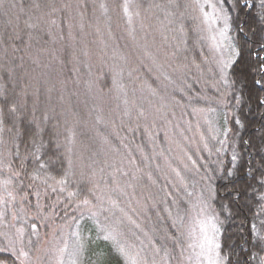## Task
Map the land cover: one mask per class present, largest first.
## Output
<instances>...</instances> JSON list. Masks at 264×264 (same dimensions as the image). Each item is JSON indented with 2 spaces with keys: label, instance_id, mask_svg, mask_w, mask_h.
Here are the masks:
<instances>
[{
  "label": "trees",
  "instance_id": "trees-1",
  "mask_svg": "<svg viewBox=\"0 0 264 264\" xmlns=\"http://www.w3.org/2000/svg\"><path fill=\"white\" fill-rule=\"evenodd\" d=\"M261 45L260 0H0V264L169 257L201 201L224 264H264Z\"/></svg>",
  "mask_w": 264,
  "mask_h": 264
},
{
  "label": "rangeland",
  "instance_id": "rangeland-1",
  "mask_svg": "<svg viewBox=\"0 0 264 264\" xmlns=\"http://www.w3.org/2000/svg\"><path fill=\"white\" fill-rule=\"evenodd\" d=\"M208 17L206 20V26L204 28V35L208 46L214 51L215 62L219 67L220 63H223V38L221 32H225V18L214 8H210L207 13ZM219 60V64H218ZM3 189L8 187L7 183H2ZM7 219H12L11 213H6ZM212 218V223L216 225L218 229L217 221L213 211L204 202H192L188 209V214L185 218L184 224L181 225L179 245L174 255H169L168 248L162 255L154 256L149 255L146 244L144 242L145 237L147 238L148 233L142 230L143 234L138 237L141 241V246L144 248L140 252H132L127 254L126 264H210V260H215L217 264H224V259L219 253V248H215V244H218V233L214 236V243L212 251L209 252L207 246L201 247L203 241V234L200 230V223ZM112 232L117 234L118 226L114 223ZM209 236H213V233L209 229ZM125 236V235H124ZM146 247V248H145ZM137 248V246H136ZM141 248V247H140ZM138 250V248H137ZM171 252V251H170ZM62 262V250L56 253L52 264H61Z\"/></svg>",
  "mask_w": 264,
  "mask_h": 264
},
{
  "label": "snow or ice",
  "instance_id": "snow-or-ice-1",
  "mask_svg": "<svg viewBox=\"0 0 264 264\" xmlns=\"http://www.w3.org/2000/svg\"><path fill=\"white\" fill-rule=\"evenodd\" d=\"M250 3V0H245V4L246 6ZM213 8L215 7V5H211ZM253 7L255 6L254 4L252 5ZM205 15H208L207 13H205ZM260 15L264 16V0H260ZM228 28V24L227 22L225 23V30H227ZM222 36H225L226 39H230L229 37H227L225 35V32H221ZM232 49V56L228 59V61L224 64L223 68L221 69V71H225L226 69L230 68L236 61V59L240 56V50L237 49L234 45H229ZM261 50L264 51V45H261ZM253 71H255L260 77L261 79H255L253 81V83L261 88H264V61H262L260 63V65L258 66V68L254 69ZM233 83H235V81H233ZM261 104H264V98H261L259 101ZM14 110V109H13ZM237 123H239V121H237ZM236 157H233V160H235ZM85 203H87V201H85ZM253 227H255L253 225ZM209 229L211 230V232L213 233V236H209L208 232ZM200 230L203 234V241L201 243V247H205L207 246V249L209 252L212 251V247H213V243H214V236L216 233H218V229L216 228V225L214 223H212V218H209L206 221H202L200 223ZM260 240L264 241V236H261L259 238ZM215 248H219V244H215ZM121 251H123V249H121ZM210 264H217V262L215 260H210Z\"/></svg>",
  "mask_w": 264,
  "mask_h": 264
}]
</instances>
